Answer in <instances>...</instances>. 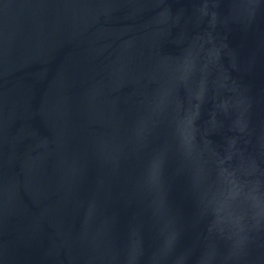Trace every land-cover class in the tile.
<instances>
[{
	"label": "water",
	"instance_id": "obj_1",
	"mask_svg": "<svg viewBox=\"0 0 264 264\" xmlns=\"http://www.w3.org/2000/svg\"><path fill=\"white\" fill-rule=\"evenodd\" d=\"M0 264H264V0H0Z\"/></svg>",
	"mask_w": 264,
	"mask_h": 264
}]
</instances>
